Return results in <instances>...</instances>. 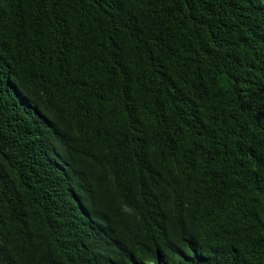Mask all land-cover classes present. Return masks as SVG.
<instances>
[{"label": "trees", "instance_id": "16d2710c", "mask_svg": "<svg viewBox=\"0 0 264 264\" xmlns=\"http://www.w3.org/2000/svg\"><path fill=\"white\" fill-rule=\"evenodd\" d=\"M0 264H264V0H0Z\"/></svg>", "mask_w": 264, "mask_h": 264}]
</instances>
